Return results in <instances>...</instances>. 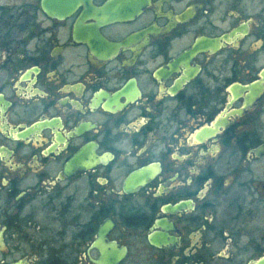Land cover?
<instances>
[{"label":"flooded vegetation","instance_id":"1","mask_svg":"<svg viewBox=\"0 0 264 264\" xmlns=\"http://www.w3.org/2000/svg\"><path fill=\"white\" fill-rule=\"evenodd\" d=\"M0 264H264V0H0Z\"/></svg>","mask_w":264,"mask_h":264}]
</instances>
